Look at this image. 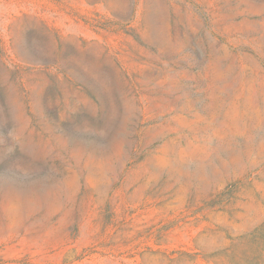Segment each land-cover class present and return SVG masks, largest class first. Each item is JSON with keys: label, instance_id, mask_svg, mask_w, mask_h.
Listing matches in <instances>:
<instances>
[{"label": "rangeland", "instance_id": "374dc122", "mask_svg": "<svg viewBox=\"0 0 264 264\" xmlns=\"http://www.w3.org/2000/svg\"><path fill=\"white\" fill-rule=\"evenodd\" d=\"M0 264H264V0H0Z\"/></svg>", "mask_w": 264, "mask_h": 264}, {"label": "crops", "instance_id": "0c3cea01", "mask_svg": "<svg viewBox=\"0 0 264 264\" xmlns=\"http://www.w3.org/2000/svg\"><path fill=\"white\" fill-rule=\"evenodd\" d=\"M45 19L47 20V19H48V17L46 16V17H45Z\"/></svg>", "mask_w": 264, "mask_h": 264}]
</instances>
